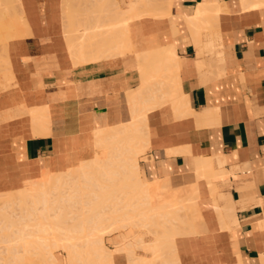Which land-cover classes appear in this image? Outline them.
Returning <instances> with one entry per match:
<instances>
[{"label":"crops","instance_id":"1","mask_svg":"<svg viewBox=\"0 0 264 264\" xmlns=\"http://www.w3.org/2000/svg\"><path fill=\"white\" fill-rule=\"evenodd\" d=\"M163 1L161 16L147 10L119 27L135 0H0V28L8 23L7 37H13L6 40V29H0V197L43 171H66L93 158L94 132L129 122L132 110L152 103L147 98L133 104L126 97L146 90L143 81L151 77L154 85L143 96L171 95L179 109L168 99L146 111L141 178L168 181L161 202L193 196L194 214L200 216L192 225L196 232L174 236L168 264H264V0L155 4ZM68 4L72 22L90 12L91 20L85 17L91 23L70 25ZM214 7H220L218 13L204 17L213 18L211 28L206 19L198 29L188 24L196 9ZM71 27L78 34L69 33ZM64 31L77 36L70 39ZM82 31L107 32L109 45L98 59L76 65L66 43L79 42ZM166 51L173 54L169 65ZM39 106L49 116L43 131L30 117ZM103 241L113 252L112 264H129L120 231ZM54 255L62 259L65 252L57 249ZM136 256L149 257L140 250Z\"/></svg>","mask_w":264,"mask_h":264},{"label":"bare ground","instance_id":"2","mask_svg":"<svg viewBox=\"0 0 264 264\" xmlns=\"http://www.w3.org/2000/svg\"><path fill=\"white\" fill-rule=\"evenodd\" d=\"M79 1L81 2V0H79ZM85 1H87V0H85ZM151 2H152L151 6L149 5V3H150L149 0H135V2L131 3L129 8L126 11V14L121 15V14H123L121 12V14H120L122 16L121 20L119 19L120 15L117 16L119 18H116V19L117 20L119 19L118 21H120V23L118 22L119 27H125L127 22L130 19H133V17L143 15L144 13L147 12V10L150 11V13L153 16L154 15L159 16L161 13L164 12V9H163V8H165L164 1L161 3L162 5L160 3H158V5L155 4V0H151ZM243 2H244V0H243ZM72 3L74 4L77 2L73 1ZM88 3H90V2L88 1ZM73 4H71V5H73ZM62 6H64V5H62ZM68 6L70 8L69 4H68ZM81 8H82V6H81ZM201 8L196 9L195 16L193 18L189 19L188 24L190 26H194L196 28L199 25L200 26L204 25V23H203L204 19H206L205 22L208 20V23L209 22L211 23L213 18L212 19H210V18L212 16H215L218 13L220 7L219 8L214 7V9H212V11L211 10L205 11ZM63 9H64V7H63ZM71 9H72V7L70 8V10H68L70 13L67 12V14H65V15H67V17H68V15H70L67 18L68 23L70 25L72 24L74 26L78 22H79V24L82 22L84 25V23H86V21H88L87 17H85V16H88V18L91 17V16H89L91 14L90 12L89 13L85 12L86 15H81V13H80L79 14L80 17L78 16L79 18L77 17V19H74V20H79L80 18H81V20L74 23L71 21V18L73 20V17H72L73 13H71L72 12ZM167 10H168L167 13L165 11L166 14L164 13L162 15L169 14L168 13L169 9H167ZM65 12H66V10H65ZM77 12L78 11H76V13ZM127 13H130V14H127ZM74 15H75V13H74ZM76 15H78V14H76ZM76 15L74 18H76ZM208 15H210L211 17L210 16H209V18L207 17L208 19L204 18ZM217 17H218V15L216 16V18ZM92 18H93V16H92ZM9 19L7 18L6 20H9ZM116 19L114 18V20H116ZM64 20H65V16H64ZM90 20H91V18H90ZM4 22H7V21H4ZM88 22H90V21H88ZM113 23H115V22H113ZM208 23L205 26H208ZM210 23H209V26L207 29H209V27L211 28ZM21 25H23V24H21ZM118 25H116V26H118ZM7 26H9L8 23H7ZM7 26H5V24H4V28L6 29L5 30L6 32L4 34L6 35V38L4 37L5 35H2L3 38H5L6 40H7V38L12 37V36L7 37V31H8L9 35L11 34V33H9V30H7L8 28H11V27H7ZM15 26L18 29L19 26H17V23ZM4 28H2V29H4ZM80 28H81V25H80ZM199 28H201V27H199ZM204 28H202V29H204ZM17 29H14V31L16 30L18 32L17 34L21 35V33H19L20 30H17ZM19 29H21V28L19 27ZM66 29H64V30H66ZM73 29L74 28H72V27L70 29L68 28V32L78 34V32H75L78 29L77 30L76 29L73 30ZM112 29L113 28H111V30ZM196 29H198V28H196ZM12 31L13 30L11 29L10 32H12ZM14 31H13V33H14ZM83 32L84 31H82V33ZM91 32H89V33L84 32L83 36H82V33H80L81 35H78V37L80 36L79 38H81V41L79 39H77L78 37L75 38V40L79 41V42L76 41L77 43H72V42H71V44H70V42L66 43L67 44L66 46L68 47V50L72 55L71 59L73 58V61L74 60L76 61V65L77 64L79 65V63L77 61H79V62L81 61L84 63L85 60L86 61H88L87 59L93 60L96 58V56L98 59L99 54L102 55L101 53H105L104 50L107 48V45H109L108 43H105V42H107L105 39V37H107V36L104 37L105 33H106V35H108L107 32H104V34L99 32V31H98L99 33H93L96 31H93L92 33ZM108 32L111 33L112 31H108ZM63 33L66 34L67 32L64 31ZM110 33H109V35H110ZM65 34H63V36ZM77 34H75V35L77 36ZM66 35L69 36L68 38H70V39H71V36H73V37L75 36V35H68V33ZM216 35H218V34H216ZM113 36H114V34H113ZM125 36H126V34H125ZM14 37H15V35H14ZM70 39H68V40H70ZM72 40L75 42L74 38ZM124 42L122 41V43H124ZM104 43H105L106 47L104 46ZM196 45L198 46L199 44L197 43ZM207 46L208 47L206 49H208L209 50L208 52L211 53L212 47L210 45H207ZM216 47H218V44ZM209 48H211V50ZM118 49H121V48H118ZM206 49H203V51ZM115 50H116V48H115ZM115 50L110 51V52H108L109 50H107L108 54L107 53L106 54L109 55V53H111V52L116 53ZM215 50L216 51L218 50V57H221L220 56L221 54H219L220 48H215ZM116 51L118 52L120 50H116ZM199 51L201 53L203 52L202 49L201 50L199 49ZM123 52H124V50L120 51V53H123ZM216 53H215V55H216ZM106 54H104V56H106ZM163 55L165 56V59L167 60V64H168V62H169V64H170V62L172 63L173 54H171L169 51H166L162 54V56ZM140 56H141V53H140ZM53 62H55V61H52V63ZM93 62H95V61H93ZM7 67H8V64H7ZM158 70H161V67H159ZM3 75L5 76L6 74H3ZM10 76H12V75H10ZM6 78H7V76H6ZM153 81L154 80L151 79V77L147 78L145 81H143V87L147 86L146 90L143 88V90L141 89V91H137V92L134 91L135 92L134 94L126 96L129 103L132 100L138 101L139 99L145 100L148 98L149 100H152V103L149 106H145V107L143 106L142 108L138 107L139 110L135 109L136 111L132 110L133 112L129 113L130 115L132 113L131 120L129 122L122 123V124L115 126V127H111V128H107V129H103V130H99V131L94 132V134H93L94 143H95V147L98 150V152L96 153V155L93 158L88 159V160H84V161H80V163L77 166L73 167L72 169H66V171L58 172L56 174L53 173L50 175L48 172L43 171L42 176L39 179L31 180L28 182L26 181L27 183H24V184H26V186L24 188L20 189L19 191L17 190L15 192H11V193L7 192L6 198L5 199L2 198L3 201H2V205L0 206V211L1 210L4 211L6 209L7 210L4 211L3 213H1L0 216L5 215V216L12 217L13 215H15V212H17V211L18 212L16 213V215H18L19 213L20 214L23 213L24 215L26 214V216H30L28 218H31V216H34L32 218H34V220H37L38 224L41 225L40 227H42V228H39V225H34L35 227L37 226L36 227L37 232L42 234L39 236L40 238L37 237L40 240L36 241V243L39 242V245H41V244L42 245L40 247L36 243L34 245H29L30 244L29 239H30L31 235L28 234L26 230L30 229L31 233H32V231H34V229L31 227L26 228L29 225V223L27 224V223L23 222V224L21 223L19 226V222H17V225H15L16 221L14 222V220H12L8 217H5L7 219V221L4 222L3 221L4 217L1 216L0 217L1 221L4 223L3 224H1L2 222L0 223V243H2L3 245H5L3 242L9 243V246H6V249L4 247V249H5L4 251H1V250H3L1 248H3V247H0V264H60V262H62L61 259H58L57 257H55V255L51 252L50 248L52 246L54 248L56 247V249H57V247H58V249L61 247L62 249L66 250L65 262H67L68 264H112V262H114V261H112V259H113L112 253L113 252L111 250H107L108 248L105 247L103 238H104V236L110 235V234L115 233L117 231H120L122 239H125V241H123L121 244H122L123 250L125 251V253L127 255V258H128L127 261L131 262V260H135V259H133L134 258L133 255H135V249L136 248H142V249L146 250V252L148 251L151 256H150V258H147L148 259L147 261L137 259L136 264H157L156 260L159 259V257H161V254H159L160 249L164 250V248H162V247H166V249L168 248L171 250L172 245H175V244H173V241H174L173 239H174V236L176 234H183V233H185V231H188L189 229H190V231H188L189 233L195 231L194 228H192V225L195 223L196 219L200 216H198V214H194V200H193L194 197L191 195L192 197L185 198L184 200H181L182 199L181 198L180 201H175L172 203L161 202V196L160 195H161V193L164 192V190L169 185L168 181H166L162 178L163 179L162 181L160 180V181L147 182L141 178V175L139 172V164H138V160L136 159V154L139 152V149L141 148L140 144L141 143L146 144L147 134L145 133L146 132L145 127L143 128V125H145V120H146V118H145L146 111L149 110L150 108L154 107L155 105L161 103V102L163 103V101H166L168 99L173 101L175 109H179V104H177V102L175 101L174 98L170 97L171 95L166 96V97H155V95L152 97L151 96L150 97L143 96V92L148 90L149 84L150 83L153 84L152 83ZM3 86H4V83H3ZM148 93H147V95H148ZM153 93H152V95H153ZM165 93H167V92H165ZM145 94H146V92H145ZM134 101H132V103ZM133 104H135V103H133ZM23 109H24V107H23ZM46 110H47V107H46ZM18 113H17V115H18ZM30 115H31L30 117H32L33 126L35 125V128L37 127L41 130V128H43V126H45V125L47 126V123H48L47 118L49 116H47L48 114L46 113L45 109L42 108V106L41 107L39 106V110L34 111V109H33V111L30 112ZM41 131H43V130H41ZM36 133H38V132H36ZM36 133L33 132V134H36ZM43 134H45V132ZM37 135H39V134H37ZM90 135H91V133H90ZM79 136H78V139H79ZM82 140H83V138H82ZM112 140H114V142H111V144H107V143L104 144L105 141L109 142ZM80 145H83V144L81 143ZM87 147H88V144H87ZM183 148H185V147H183ZM82 149H83V147H82ZM130 149H131V153L134 156L132 157V156H130L132 154L127 153V154H129V156L131 158L126 157V159H125L123 157V155H126V151L127 152H128V150L130 151ZM123 153H125V154H123ZM127 158H129V159H127ZM78 162H79V160H78ZM212 162H213V160H212ZM219 163L220 162H218L217 164H219ZM84 168H88V170H84ZM212 168H213V166H212ZM212 171H214V168ZM207 173H208V171H207ZM54 174L56 175L55 177H53ZM208 175H209V173H208ZM105 183H109L111 188H114V184L117 183L123 189L130 187L132 190V195L130 198H131V200L135 199V202H132L131 205L126 206V210L132 212V215H130V216H133L132 221L135 223V226L137 227V229L140 228L139 230H136L135 238L133 239V241H127L126 240L127 238L122 233V232H126L128 229V224L124 223L125 219L121 218V217L125 216L127 214V212H121V210H122L121 206L116 205L118 203H108L107 202V200L110 198L105 193L103 194V191H102V188L104 187ZM121 188H120V190H121ZM147 198L148 199L151 198L150 201H148ZM141 200H143V201H141ZM94 201H98V202L95 203ZM107 205L110 207V210L108 212L106 209ZM145 205L146 206L150 205V206L147 208H144ZM130 206H131V208H130ZM15 209H17V211ZM11 211H13L12 214H11ZM7 213H8V215H7ZM195 215H197L198 217L196 218ZM26 216L22 215V217L27 218ZM14 217H13V219H15ZM35 217H37V218L35 219ZM72 217L76 218V219L74 220ZM49 218L54 220L55 222L60 223V225H55L54 227L50 226L51 232H50V229H48L49 231H47V229H46L49 227L45 228L44 224H41V220L46 221ZM38 219H40V220H38ZM69 219H71V220H69ZM11 221H13L15 224L13 225V222H11ZM28 222H30V221H28ZM86 224H88V226ZM13 226H15V227H13ZM17 226L21 227L20 229H23L22 227H24L23 231H25V235L20 234V233H22V231ZM29 226H31V225H29ZM45 226H47V225H45ZM56 226H57V228H56ZM32 227H33V225H32ZM15 228L17 230H14ZM25 228H26V230H25ZM52 228L53 229L56 228L57 231L60 230L58 233L54 229V231L58 234V236H57V234L55 235L53 233ZM42 229H44V230H42ZM143 229H146L147 230L146 233L151 235L152 239H150V241H144L143 240L144 232L139 233ZM191 229L193 231H191ZM36 230H35V232H36ZM45 230H46V232H44ZM10 232H12V233H10ZM14 232H15V234H13ZM37 232H36V234H37ZM47 232L48 233L50 232L49 233L50 236L47 235L48 234ZM60 232H61V234H60ZM188 232H187V234H188ZM43 233H44V236H43ZM51 233L54 234L55 237L54 236L51 237ZM45 235H46V238H45ZM51 240H52V242H50ZM73 240H75V241H73ZM46 241H49V242L46 243ZM12 242L14 244H18V242H19V246L15 245V247H14V245L11 244ZM10 244L13 246H11ZM34 246L36 247V251H35ZM27 247H29V249L33 248V250L35 252L32 249H31V251H32L31 252ZM9 248H11V249H9ZM42 248H45L46 252H45V249H42ZM54 248H52V249L54 250ZM83 248L86 250H84ZM38 249L41 251H39ZM49 249H50V251H49ZM42 250H44V251H42ZM174 250H175V248H174ZM81 251L82 252L84 251L83 252L84 255L82 254ZM172 251H173V249H172ZM175 252H176V250H175ZM168 262H169L168 260L167 261L165 260V261H162V264H168Z\"/></svg>","mask_w":264,"mask_h":264},{"label":"rangeland","instance_id":"3","mask_svg":"<svg viewBox=\"0 0 264 264\" xmlns=\"http://www.w3.org/2000/svg\"><path fill=\"white\" fill-rule=\"evenodd\" d=\"M0 39H2V37L0 36ZM111 142H114V140H112V141H105V143L104 144H111ZM140 149H139V152L136 154V159L138 160L139 158H141V155L144 153V150L142 151L141 149L143 148L141 145H140ZM127 153H130V154H132L131 153V149H130V151L128 150V152L126 151V155H123V154H125V153H123L122 155H123V157L126 159V157H129V158H131L130 156H134L133 154L132 155H130L129 156V154H127ZM128 155V156H127ZM129 158H127V159H129ZM84 170H88V168H84ZM56 174V173H55ZM54 174V176L53 177H55L56 175ZM51 175V174H50ZM70 184V183H69ZM68 185V184H67ZM73 185V184H72ZM65 186V185H64ZM69 186V185H68ZM67 186V187H68ZM120 188H121V186H119L117 183H115L114 184V188H111L110 187V185H109V183H105L104 184V187L102 188V191H103V194L105 193L110 199H108L107 200V202L108 203H118V204H116V205H119V206H121V208H122V210H121V212H127V214L125 215V216H123V217H121V218H123V219H125V222L124 223H127L128 224V229H127V231L126 232H122L123 234H124V236L127 238L126 240L127 241H133V239L135 238V232H136V230H139L140 228H138L137 229V227L135 226V223L132 221V219H133V216H130V215H132V212H130V211H128V210H126V206H129V205H131V203L132 202H135V199H132L131 200V195H132V190H131V188L130 187H127V188H125V189H123V188H121V190H120ZM6 197H3V199H5ZM148 199V198H147ZM150 199L151 198H149L148 199V201H150ZM0 206L2 205V198L0 197ZM141 201H143V200H141ZM95 203H97L98 201H94ZM145 202V201H144ZM147 205V204H146ZM145 205V207L144 208H147V207H149V206H146ZM130 208H131V206H130ZM106 209H107V212L110 210V207L107 205V207H106ZM7 210V209H6ZM6 210H4V211H6ZM16 211H17V209H15ZM3 210H1L0 211V214L1 213H3L4 212ZM106 211V210H105ZM18 212V211H17ZM17 212H15V215H13L12 217H9V216H5V215H1L2 217H4V222H6L7 221V219L5 218V217H8V218H10V219H12V220H14V222L16 221V224L13 222V221H11V222H13V225L15 224V225H17V222H19V226H20V224L22 223L23 224V222H25V223H29V225H31V226H27L26 228H29V227H31V228H33L34 229V231H32V233L30 232V229H28V230H26V228H25V230L27 231V233L28 234H30L31 235V237H30V239H29V241H30V244L29 245H34L35 243H36V241H39L40 239H38V238H40L39 236L40 235H42V234H40L39 232H37V230H36V227L34 226V225H39V228H42V227H40L41 225L40 224H38V221L37 220H34V218H32V217H34V216H31V218H28V217H30V216H26V214L24 215L23 213L22 214H18V215H16V213ZM10 213V212H9ZM13 213V211H11V214ZM7 215H8V213H7ZM21 215V216H20ZM22 215L23 216H26L27 218H25V217H22ZM0 216V217H1ZM15 216V217H14ZM13 217L15 218V219H13ZM70 217V216H69ZM37 217H35V219H36ZM73 218V217H72ZM3 219V218H2ZM74 220L76 219V218H73ZM9 220V219H8ZM38 220H40V219H38ZM48 220V221H47ZM46 221L44 220V221H42L41 220V224H44V227L46 228V227H49V228H46L47 229V231H49L48 229H50V226H55V225H60V223H58V222H55L54 220H52V219H47ZM69 220H71V219H69ZM28 221H30V222H28ZM2 221H1V218H0V223H1ZM4 222H2L1 224H3ZM32 225H33V227H32ZM45 225H47V226H45ZM87 226H88V224H86ZM23 226V225H22ZM26 226V225H25ZM43 226V225H42ZM13 227H15V226H13ZM18 227V226H17ZM16 227V228H17ZM14 229V230H17V229ZM19 229L21 228V227H18ZM23 229H20L21 231H22V233H20L21 235H25V231H23L24 230V227H22ZM44 228V229H45ZM56 228H57V226H56ZM56 228H54L55 230H56ZM13 229V228H12ZM44 229H42V230H44ZM53 229V228H52ZM54 229H53V233L56 235L57 233L54 231ZM35 230H36V232H37V234H36V232H35ZM40 231V230H39ZM57 231V230H56ZM60 231V230H59ZM59 231H57L58 233H59ZM143 232H144V235H143V240L144 241H150V239H152L151 238V235H149L148 233H146L147 232V230L146 229H143L142 230ZM34 232V233H33ZM41 232V231H40ZM44 232H46V230L44 231ZM50 232H51V229H50ZM49 232V233H50ZM10 233H12V232H10ZM48 233V232H47ZM49 233L47 234V235H49ZM13 234H15V232L13 233ZM54 234H52L51 233V237H53L54 236ZM60 234H61V232H60ZM59 234V235H60ZM74 235V234H73ZM76 235V234H75ZM20 236V235H19ZM43 236H44V233H43ZM50 236V235H49ZM57 236H58V234H57ZM150 237V239H145V237ZM38 237V238H37ZM55 237V236H54ZM44 238V237H43ZM45 238H46V235H45ZM38 239V240H37ZM49 239V238H48ZM51 239V238H50ZM53 239V238H52ZM35 242H34V241ZM73 241H75V240H73ZM123 241H125V239H123ZM47 242H49V241H46V243ZM50 242H52V240L50 241ZM5 245H3L2 243H0V247H3V248H1V249H3V250H1V251H4L5 249H6V246H9V243H5V242H3ZM43 243V242H42ZM45 243V242H44ZM45 243V244H46ZM11 244H13L14 245V247H15V245H17V246H19V242H18V244H14L13 242L11 243ZM10 244V245H11ZM37 245H39V242L38 243H36ZM54 244V243H53ZM13 245H11V246H13ZM42 245V244H41ZM41 245H39V247L41 246ZM52 245V244H51ZM10 246V247H11ZM4 247H5V249H4ZM35 247V246H34ZM43 247V246H42ZM13 248V247H12ZM19 248V247H18ZM17 248V249H18ZM28 249H29V247H27ZM47 248V247H46ZM49 248V247H48ZM52 248H54L53 246L50 248L51 249V252L54 254V251L55 250H57L58 249V247H57V249H56V247L54 248V250L52 249ZM85 248V247H84ZM83 248V249H84ZM107 248V247H106ZM162 248H164V250L163 249H160V252H159V254H161V257H159V259H157L156 260V263L157 264H162V261H167L169 258H171V257H173V255H172V253H171V250L170 249H166V247H162ZM8 249V248H7ZM9 249H11V248H9ZM32 250H33V248H31ZM31 249H29L30 251H31ZM42 249H45V248H42ZM50 249H49V251H50ZM142 248H136L135 249V255H133V259H135V260H131V262H129V264H136V262H137V259H139V260H148L147 258H150V253L147 251L146 252V250H144V249H142ZM39 250V249H38ZM48 250V249H47ZM53 250V251H52ZM59 250H62V251H64L65 252V257H61L62 259H61V261L62 262H60V264H68L67 262H65V260H66V250H64V249H62L61 247L59 248ZM81 250V249H80ZM79 250V251H80ZM84 250H86V249H84ZM108 250V249H107ZM137 250H140V251H142V252H144L145 254L147 253L148 255H149V257H137L136 256V251ZM144 250V251H143ZM34 251V250H33ZM35 251H36V247H35ZM34 251V252H35ZM39 251H41V250H39ZM42 251H44V250H42ZM163 253H162V252ZM6 252V251H5ZM32 252V251H31ZM45 252H46V249H45ZM82 252V251H81ZM84 252V251H83ZM83 252H82V254H83ZM40 253V252H39ZM4 254V253H3ZM163 254V255H162ZM171 254V255H170ZM84 255V254H83ZM165 257V258H164ZM169 257V258H168Z\"/></svg>","mask_w":264,"mask_h":264}]
</instances>
